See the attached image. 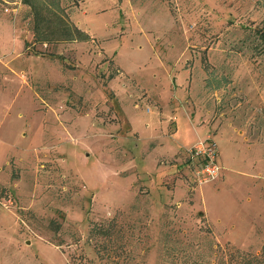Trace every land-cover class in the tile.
Segmentation results:
<instances>
[{"label": "rangeland", "instance_id": "rangeland-1", "mask_svg": "<svg viewBox=\"0 0 264 264\" xmlns=\"http://www.w3.org/2000/svg\"><path fill=\"white\" fill-rule=\"evenodd\" d=\"M28 2L0 0V264H98L87 230L114 216L128 264L258 254L264 0H61L89 39L51 44Z\"/></svg>", "mask_w": 264, "mask_h": 264}, {"label": "trees", "instance_id": "trees-1", "mask_svg": "<svg viewBox=\"0 0 264 264\" xmlns=\"http://www.w3.org/2000/svg\"><path fill=\"white\" fill-rule=\"evenodd\" d=\"M60 1L29 0L33 40L39 44L88 41L89 38L84 32L56 13L60 10ZM59 228L60 225L55 220L49 221L48 229L52 234H57ZM84 243L90 247L98 264H128L132 256L129 252L131 247L127 231L117 216L90 223ZM213 250L214 248L210 249L211 256H215ZM219 256V264H264V246L258 254L225 248L224 254Z\"/></svg>", "mask_w": 264, "mask_h": 264}, {"label": "built area", "instance_id": "built-area-1", "mask_svg": "<svg viewBox=\"0 0 264 264\" xmlns=\"http://www.w3.org/2000/svg\"><path fill=\"white\" fill-rule=\"evenodd\" d=\"M199 151V153L192 152L194 155H202L203 158V164L202 168L200 170V174L204 175L202 181L205 182L207 179L214 178L218 173V167L214 163V156H213V150L209 148L202 149L200 147H197V149H194ZM202 181H199L201 183Z\"/></svg>", "mask_w": 264, "mask_h": 264}]
</instances>
